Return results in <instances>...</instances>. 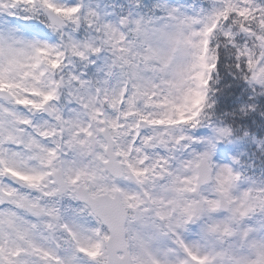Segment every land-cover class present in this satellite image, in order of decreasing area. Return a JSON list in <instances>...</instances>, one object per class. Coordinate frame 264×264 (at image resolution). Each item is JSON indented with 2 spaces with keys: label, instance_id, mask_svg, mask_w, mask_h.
<instances>
[{
  "label": "snow or ice",
  "instance_id": "6c2138e0",
  "mask_svg": "<svg viewBox=\"0 0 264 264\" xmlns=\"http://www.w3.org/2000/svg\"><path fill=\"white\" fill-rule=\"evenodd\" d=\"M0 264H264V0H0Z\"/></svg>",
  "mask_w": 264,
  "mask_h": 264
}]
</instances>
